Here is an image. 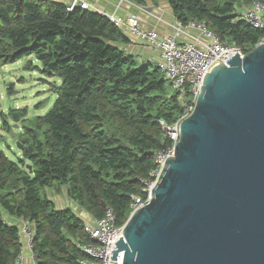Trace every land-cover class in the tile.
Listing matches in <instances>:
<instances>
[{
    "label": "trees",
    "instance_id": "1",
    "mask_svg": "<svg viewBox=\"0 0 264 264\" xmlns=\"http://www.w3.org/2000/svg\"><path fill=\"white\" fill-rule=\"evenodd\" d=\"M253 1L167 0L178 20L204 22L245 53L264 40V30L239 12ZM67 6L0 0V65L34 55L42 72L60 80L46 114L28 118L27 107L1 114L2 128L11 130L10 119L20 123L27 142L17 161L0 149V264H16L23 248L21 219L32 226L38 264L91 259L82 249L94 244L86 221L71 208H58L46 190L60 194L65 187L93 220L111 208L116 224L125 225L132 197L144 194L142 181L151 179L157 153L172 146L160 121L171 125L183 112L156 59L128 51L135 41L126 28L99 11Z\"/></svg>",
    "mask_w": 264,
    "mask_h": 264
},
{
    "label": "water",
    "instance_id": "2",
    "mask_svg": "<svg viewBox=\"0 0 264 264\" xmlns=\"http://www.w3.org/2000/svg\"><path fill=\"white\" fill-rule=\"evenodd\" d=\"M227 62L205 76L113 260L124 252L122 264H264V41Z\"/></svg>",
    "mask_w": 264,
    "mask_h": 264
},
{
    "label": "built area",
    "instance_id": "3",
    "mask_svg": "<svg viewBox=\"0 0 264 264\" xmlns=\"http://www.w3.org/2000/svg\"><path fill=\"white\" fill-rule=\"evenodd\" d=\"M42 1V0H36ZM134 5L131 0H120ZM136 4V3H135ZM76 6L85 9H96L86 0H72L68 4V10L72 11ZM242 19L253 27L264 30V3L258 0L240 8ZM110 18L117 26L127 29L128 34L143 40L146 45L158 53L156 63L165 75L171 89L178 92L179 100L183 105V112L177 121L171 125L160 121L163 130L172 140V146L157 153L155 157L156 167L151 172V179L142 181V195L132 197L131 208L135 211L146 204L152 198V190L166 162V159L174 154L175 146L180 139L181 122L194 110L197 97L201 90L203 80L212 68L222 61L227 64L233 55L238 53L243 57L246 53L235 44L222 41L204 22L191 20L183 23L178 20L175 31L171 35L161 36L156 29H146L142 26L144 18L140 14L129 13L127 16L102 13ZM264 41V40H263ZM124 226L116 224V216L111 208L105 215L95 219L93 223L86 225V232L94 241V244L82 246L83 251L91 258L83 260L80 264H122L124 252L119 253L118 259L113 260L117 242L124 238ZM26 241V248L32 252V264H38L33 254L34 232L30 223L22 221L20 239ZM24 260V245L16 260L22 264Z\"/></svg>",
    "mask_w": 264,
    "mask_h": 264
},
{
    "label": "rangeland",
    "instance_id": "4",
    "mask_svg": "<svg viewBox=\"0 0 264 264\" xmlns=\"http://www.w3.org/2000/svg\"><path fill=\"white\" fill-rule=\"evenodd\" d=\"M160 5H162V9L166 8L167 0H160ZM59 82V78L49 77L42 72V65L34 55L26 56L15 63L0 65V134L2 135L0 149L10 159L17 161L23 157L22 149L18 148L17 142L23 139L21 133L24 131L21 129L20 123H14L11 119L9 120L12 126L11 130L5 131L2 128L1 114L8 113L10 108L22 109L25 107L29 110L28 118L46 114L56 100L57 95L53 91V86ZM29 163L30 161L27 160L26 168H30ZM46 193L58 208H71L78 215L82 214V216L80 215L82 219L87 218V213L77 207L76 203L67 195L65 187L60 194L50 189H47Z\"/></svg>",
    "mask_w": 264,
    "mask_h": 264
},
{
    "label": "crops",
    "instance_id": "5",
    "mask_svg": "<svg viewBox=\"0 0 264 264\" xmlns=\"http://www.w3.org/2000/svg\"><path fill=\"white\" fill-rule=\"evenodd\" d=\"M55 2H62L70 4L72 0H53ZM96 11L101 13L116 14L118 16H127L129 13L140 14L144 17L142 26L146 29H156L161 36L171 35L175 31L177 18L173 15L172 10L167 2V7L162 9V5L155 6L151 2H147L146 5L135 4L131 5L120 0H86ZM135 43L128 46V51L139 56V59L153 60L157 59L158 53L151 50L143 40L137 39L131 36ZM82 210V209H81ZM83 211V210H82ZM82 216V214H80ZM8 220L14 221L9 218ZM87 223H93L94 220L87 214L85 219ZM19 224L21 220H17ZM88 225V224H87ZM20 226V225H19ZM21 227V226H20ZM24 245V260L22 264H32V252L26 248L25 238L23 239ZM17 264V263H16Z\"/></svg>",
    "mask_w": 264,
    "mask_h": 264
}]
</instances>
